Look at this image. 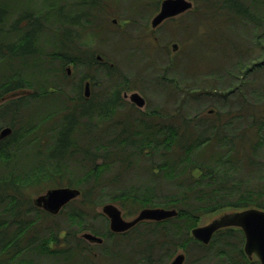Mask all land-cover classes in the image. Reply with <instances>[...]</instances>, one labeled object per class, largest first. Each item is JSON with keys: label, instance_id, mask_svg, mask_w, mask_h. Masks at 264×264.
Masks as SVG:
<instances>
[{"label": "trees", "instance_id": "obj_1", "mask_svg": "<svg viewBox=\"0 0 264 264\" xmlns=\"http://www.w3.org/2000/svg\"><path fill=\"white\" fill-rule=\"evenodd\" d=\"M190 1L192 17L178 26L197 43L184 53L183 74L166 76L165 86L149 75L163 88L162 104L149 103L144 112L131 114L136 107L128 111L121 95L133 89L131 78L101 64L108 76L104 99L79 97V107H70L52 125L57 111L42 113L43 102L34 103L55 92L69 98L48 79L56 75L51 61L63 54L62 66L85 67L95 78L98 66L91 56L80 58L81 50L106 32L116 9L97 0H0V132L12 129L0 139V264H170L178 247L184 249V264H260L245 253L239 228L218 230L208 245L191 231L203 216L222 210H264V0ZM149 2L130 0L128 13L117 15L120 24L137 23L132 14L145 5L158 12L163 0ZM144 37L141 32L140 41ZM135 50L140 47L129 55ZM175 56L164 71L181 61ZM141 78L135 76L137 82ZM209 96L227 108L190 117L186 107ZM136 169L146 179L121 188L123 177ZM45 185L80 191L66 205L73 209L59 213L63 221L54 222L56 216L26 197L28 186ZM107 202L118 204L126 217L145 208L178 214L142 221L124 233L108 226L101 231L92 220L109 219L94 209ZM141 224L147 227L139 232ZM84 230L113 240L111 250H86L76 236ZM60 231L67 234L63 246ZM136 231L137 241L124 250L120 238ZM70 236L76 245L67 241Z\"/></svg>", "mask_w": 264, "mask_h": 264}, {"label": "rangeland", "instance_id": "obj_2", "mask_svg": "<svg viewBox=\"0 0 264 264\" xmlns=\"http://www.w3.org/2000/svg\"><path fill=\"white\" fill-rule=\"evenodd\" d=\"M97 1H101V4H104V5L106 4L108 6L110 5V3H112L114 8L116 9L115 10L116 17L108 20V25L106 26L107 28L106 32H101V36L100 35L98 36L99 38L93 41H90V49L81 50L83 54H80L81 56L80 58L85 59L88 56H91L93 58L94 64L98 66L97 67L98 72H95L96 77L94 78V76L91 75L92 73L89 70H86L85 67H79V66L75 67V64H69V65L62 66L64 63L62 58L63 59L65 58V55L63 54L61 55L62 58L60 57V58H57V60L51 61V66L53 68L52 71L56 73V75L52 74L48 77V79H50V82L57 81L61 86H63L66 92L68 91L69 98L66 95V93L55 92L54 93L55 95L48 97V98H39L38 100H35L34 103L41 102V101L43 102L42 103V113L43 112L45 113L48 111H54V112L57 111L58 114L56 115V117H54L55 119L52 122V125H55L57 123V120L61 122L63 115L68 112L70 107H77V108L79 107L78 106L79 97L80 99H82V101H85V100L90 101V100H93L92 98L97 99V100L104 99L102 96V93L105 91L104 84L108 83L107 81L108 76L107 77L104 76L103 73L106 72V69L103 72L104 69L101 68V64L102 65L108 64L112 72H115L117 70L118 72H120L122 77L124 75H127L131 78L128 80L129 81L128 84L133 89L126 91L128 93L127 96H125L126 98L122 96L124 102L126 103L125 107H127L128 111L130 110V107L132 105L129 101V95H132L133 93H138L143 98L146 99V106L142 108L138 107V109L132 108L131 114H135L136 116L138 113V110L139 111L146 110L149 106V103L156 104L159 102L160 104H162L164 100L166 99L163 91H161L163 90L162 86H165L167 84L164 78L166 76L167 77L168 76L178 77V76H181V74H183L182 70L184 67L181 65V63H183L184 61H187V57H185L184 53L186 51H190L192 45L197 43V40H192V38L188 39L184 35L183 27L182 29H179V26H178L179 23L182 22L181 24H184L185 21L187 24V22L190 20V17H192L188 15L187 12L191 11L194 7H192L190 10L186 11L182 15H177L175 17L169 18L171 20L167 19L168 21L165 20L163 23L159 24L157 27H153L152 20L158 14L160 10L158 12L152 13L153 11L150 5H147V6L145 5V9L143 8L141 12L139 13V15L134 16L132 14V18H134L137 21V23H134V24L130 23V25H122L120 24L121 21H119L120 16H122L120 14L125 15V12L128 13V11L126 10V7H127V3L130 0H97ZM23 4L24 3H21V2L19 3V5H23ZM117 15H120V16H117ZM119 27L122 28V30L118 29ZM141 32H142V35L145 34V37H144L145 40H143V42L140 41ZM201 32H202L201 37H203L206 30H201ZM238 33L239 32H237V34ZM137 41H140V43L138 44ZM175 44H177V47L173 48ZM133 47L135 48L140 47V50L142 52L144 51L143 57L141 59H140V55L142 54V52L140 53L139 52L140 50L139 51L135 50L132 56L129 55V52L131 48ZM175 55L177 56V59H180L181 61L179 63H176L177 65L175 67H173L169 63L170 68L172 69L171 70L166 69L164 71L163 68L165 67L166 63H168V60L169 59L172 60V57ZM145 60H147V62H145ZM198 63L200 65V62ZM201 64H204V63L201 62ZM118 72H115V73H118ZM150 74L155 75L153 78H157V77L160 78L161 79L160 82H162V86L155 85L156 84L155 81H153V84L155 83L153 85L149 81L151 77L149 76ZM137 75L143 76V78H141V80H139L138 82L135 80V76ZM122 77L119 76V78L118 77L116 78L117 80H119V82H121ZM193 77L194 76H192V78ZM89 79L93 80L94 82L93 81L91 82ZM187 81H189V77L187 78ZM193 81H194V78H193ZM87 83H89V91H90V87L93 91V95L91 97H89V94H90L89 91H88V95L86 94ZM42 84H43L42 81L36 82L37 86H40ZM221 87H223V85ZM26 92H29V91H25V93ZM142 92H144V94ZM17 94H18L17 96H20L23 94V91ZM230 98L232 99V97ZM67 101L70 104L65 105L64 103ZM226 106L224 102H219L216 98L209 96V97H204L198 103H195V102L190 103V105L186 107V110H188L190 117H194L195 115H203L205 113H208L209 110L211 109L213 110L226 109L227 108ZM140 163H141L142 168L147 164L145 161L140 162ZM146 176L147 175L145 173L139 172L137 171V169L135 171H131L123 177L122 182L124 184L121 186V188L125 187L124 185L126 186L139 185L146 179ZM62 187L70 188L66 185H63ZM48 189H52V188H49L47 187V185H45L43 189L39 190L33 187L30 188V186H28V189L26 191L27 193L26 197H30L32 198L31 200H34L38 196L46 193ZM107 190L109 189L107 188ZM108 198L109 197L107 196L105 197V199H108ZM107 203L115 204L119 208L118 204L116 203H112V202H107ZM71 205L68 207L65 206L66 211H71L73 209V206ZM103 206L102 205L97 206L94 209V211L103 213L102 211ZM121 211L123 214L124 211L123 210ZM239 211H242V210L228 209V210H222L217 213L203 216L200 222L198 223V226L209 225L213 221L219 220L222 216H225L227 214H233ZM59 213L57 215H54L56 216L53 219L54 222L58 220L63 221ZM136 216L137 215L126 217L123 215L124 219L128 221L132 220ZM92 222L101 231H107L106 227L107 226L109 227V220L105 219L104 217L98 218L96 222L92 220ZM146 227L147 226L145 224L139 225V232L144 231ZM76 230L78 231L77 228ZM84 233H93V232L89 230H84L82 232H79L76 235L77 238L78 237L83 238L82 235ZM138 234H139L138 231L131 232L130 235H132L133 238L129 239L130 235H126L122 239L120 238V246L123 245L124 250H130L129 246L130 244H134L137 241L136 237ZM95 235L102 237L104 240L103 243L102 244L92 243L89 240L83 238L84 242H86L87 244V246L84 247L85 249L87 248L86 250H96L97 252L100 250H111L110 247L114 242L113 240H110V239L106 240V238H104V236L100 234H95ZM66 236L67 234H65L64 231H60L58 233L59 240L63 242L62 246L66 244L65 243ZM68 238H67V241H69L72 245H76L75 238L71 236ZM244 243H245V239L243 242V249H244ZM52 246L53 244L51 245V247ZM84 248L83 250H85ZM197 249L198 248L194 246L192 247V250H197ZM177 250H178L177 253L179 254V253H183L182 250L184 249L181 247H178Z\"/></svg>", "mask_w": 264, "mask_h": 264}, {"label": "water", "instance_id": "obj_3", "mask_svg": "<svg viewBox=\"0 0 264 264\" xmlns=\"http://www.w3.org/2000/svg\"><path fill=\"white\" fill-rule=\"evenodd\" d=\"M193 7L189 0H163L158 14L153 18L152 25L157 27L165 20L182 15ZM177 47L175 44L174 48ZM89 83L86 86L88 95ZM130 100L138 107L145 106V99L138 93H133ZM12 133L9 127L0 132V139ZM80 196V191L75 188H54L47 190L46 193L35 198L34 204L42 207L47 212L57 215L63 207ZM103 214L109 219V228L114 233H124L135 227L142 221H163L178 214L176 210L164 208H145L132 220H125L122 211L114 204H106L102 208ZM239 228L244 233V251L253 259L256 257L260 264H264V210L255 208L242 210L233 214L222 216L219 220L213 221L206 226H198L192 229L191 235L204 245H208L215 233L223 228ZM83 238L92 243L102 244L103 238L93 233H84ZM186 256L184 253L177 254L170 264H184Z\"/></svg>", "mask_w": 264, "mask_h": 264}, {"label": "flooded vegetation", "instance_id": "obj_4", "mask_svg": "<svg viewBox=\"0 0 264 264\" xmlns=\"http://www.w3.org/2000/svg\"><path fill=\"white\" fill-rule=\"evenodd\" d=\"M160 8H161V6H160ZM166 21H167V20H166ZM173 48H174V47H173ZM89 93H90V94H89V97H91V96L93 95V91H92L91 87H90V91H89ZM127 94H128V93H127L126 91H123L121 95H122L124 98H126L125 96H127ZM130 96H131V95H129V101H130V103H131L133 106H135L136 108H138V106H137L134 102H132V101L130 100ZM144 99H145V98H144ZM145 102H146V99H145ZM145 106H146V104H145ZM140 110H141V109H140ZM141 111L144 112L145 110H141ZM40 208H42V207H40ZM138 224H139V223H138ZM138 224H137V225H138ZM198 242H199V241H198ZM200 243H201V242H200Z\"/></svg>", "mask_w": 264, "mask_h": 264}]
</instances>
